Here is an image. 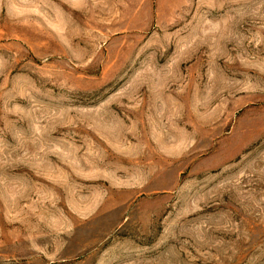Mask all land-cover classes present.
I'll return each mask as SVG.
<instances>
[{"label": "rangeland", "instance_id": "374dc122", "mask_svg": "<svg viewBox=\"0 0 264 264\" xmlns=\"http://www.w3.org/2000/svg\"><path fill=\"white\" fill-rule=\"evenodd\" d=\"M0 264H264V0H0Z\"/></svg>", "mask_w": 264, "mask_h": 264}]
</instances>
